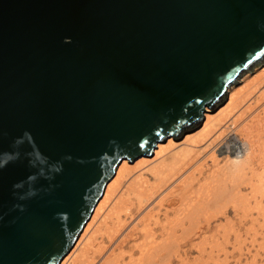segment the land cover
<instances>
[{
	"label": "water",
	"instance_id": "obj_1",
	"mask_svg": "<svg viewBox=\"0 0 264 264\" xmlns=\"http://www.w3.org/2000/svg\"><path fill=\"white\" fill-rule=\"evenodd\" d=\"M263 60L264 0H0V264H59L117 165Z\"/></svg>",
	"mask_w": 264,
	"mask_h": 264
},
{
	"label": "bare ground",
	"instance_id": "obj_2",
	"mask_svg": "<svg viewBox=\"0 0 264 264\" xmlns=\"http://www.w3.org/2000/svg\"><path fill=\"white\" fill-rule=\"evenodd\" d=\"M261 67L227 88L224 105L206 108L197 129L123 159L59 264H191L192 248L232 244L255 209L263 217Z\"/></svg>",
	"mask_w": 264,
	"mask_h": 264
},
{
	"label": "rangeland",
	"instance_id": "obj_3",
	"mask_svg": "<svg viewBox=\"0 0 264 264\" xmlns=\"http://www.w3.org/2000/svg\"><path fill=\"white\" fill-rule=\"evenodd\" d=\"M262 65H264V60L255 65L256 67L259 66L258 68H256V72L262 69ZM255 66L250 71H248L250 76L246 80H240V78L242 77L241 76L235 84L241 87L245 86L247 80L251 79V77L256 74V72L254 71ZM224 99V103L220 104L218 107H221V105L225 104L227 100V94ZM218 107H216L214 111ZM262 205H264V202L262 203ZM255 210L254 224L251 227L247 226L246 228L240 229L238 231L239 233L237 234L238 238L236 237L235 241L231 238L232 244H226L225 246L210 244V246H204V249L199 248L202 251H199V249L197 248H192L190 251V261H192L191 264H264V215L262 217V215L257 214V209ZM127 221L129 220L127 219ZM136 224L137 226H140L139 223ZM136 233L137 231H135V234ZM208 234L210 235L211 231ZM132 239L133 237L131 236V240ZM110 248L107 250V252L109 253H111L109 251ZM124 248L127 247L125 246ZM223 250H226L225 254ZM107 252L105 253L106 255L108 254ZM210 256L212 258L215 257V259H212L213 261L210 260Z\"/></svg>",
	"mask_w": 264,
	"mask_h": 264
},
{
	"label": "clouds",
	"instance_id": "obj_4",
	"mask_svg": "<svg viewBox=\"0 0 264 264\" xmlns=\"http://www.w3.org/2000/svg\"><path fill=\"white\" fill-rule=\"evenodd\" d=\"M65 42H68V39L65 38ZM17 144L20 143V141L16 142ZM14 157L10 154H4L2 158H0V166L6 165L9 161H11Z\"/></svg>",
	"mask_w": 264,
	"mask_h": 264
}]
</instances>
